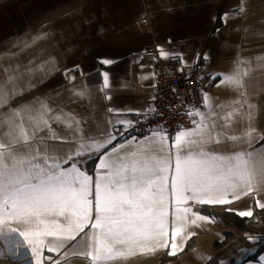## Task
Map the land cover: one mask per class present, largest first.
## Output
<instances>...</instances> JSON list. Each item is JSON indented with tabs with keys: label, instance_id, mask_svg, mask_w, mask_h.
Here are the masks:
<instances>
[{
	"label": "crops",
	"instance_id": "crops-1",
	"mask_svg": "<svg viewBox=\"0 0 264 264\" xmlns=\"http://www.w3.org/2000/svg\"><path fill=\"white\" fill-rule=\"evenodd\" d=\"M142 19H147L148 30L140 26ZM37 35L43 38L31 44ZM25 44L29 46L25 48ZM149 47L156 49L159 56L158 49H162L168 54L167 58L180 57L187 67L198 55L203 57V97H209L211 107H204L202 97L201 105L195 110L205 115L215 113V117L209 116L208 122L214 123V131L220 134L222 141L207 145V151L230 155L239 151L254 152L264 145V0H0V65L27 64L30 59L36 63L47 62V72L37 68L31 73L22 94L0 107V114L6 115L11 107L42 100L78 120L88 142L102 143L113 136L106 148L91 151L64 165L69 167L76 163L93 180L99 161L105 156L112 161L133 153L154 159L165 157L173 138H168L161 151L159 138L153 135L155 132L123 139L117 136V131L146 118L154 99L153 64L143 58L144 50ZM10 52L18 55L9 57ZM105 60L112 63H102ZM244 72L247 75L243 76V89L220 83L225 75ZM104 73L109 79L107 89L103 87ZM81 91L85 93L83 97L77 95ZM249 104L254 106L251 120L247 115ZM233 108L238 111L225 127L226 122L220 117ZM51 126L56 133L72 141L58 147L69 151L76 147V138L69 128L62 123ZM249 126L256 130L251 146L241 140L226 139L228 135L243 138ZM256 200L264 203V182L231 204L189 202L187 206L195 213L212 217L200 209L210 207L235 214L237 210L251 207L254 212L255 208L260 209L256 207ZM167 207L169 248L158 247L153 242L152 251L137 250L133 255L100 264H208L224 247L225 234L231 233L234 238L254 237L223 226L216 218L213 223L199 221V226L189 225L183 233V250L169 256L175 213L171 202ZM92 217H95L94 201ZM56 219L64 222L63 217ZM90 229L91 225L85 232ZM82 237L84 233L77 237L81 244L72 241L59 255L45 249L43 257L51 259H43L42 264H53L56 260L60 264H92L88 257L74 254L82 250ZM26 248V242L13 227H0V264H29L30 256L20 258L19 255ZM246 249L241 260L233 256L229 264L238 263L253 253L255 245ZM262 256L264 252L244 264H261Z\"/></svg>",
	"mask_w": 264,
	"mask_h": 264
},
{
	"label": "snow or ice",
	"instance_id": "snow-or-ice-1",
	"mask_svg": "<svg viewBox=\"0 0 264 264\" xmlns=\"http://www.w3.org/2000/svg\"><path fill=\"white\" fill-rule=\"evenodd\" d=\"M42 38L37 35L30 43L35 44ZM158 51L167 58L166 52ZM17 55V52L8 53L9 57ZM46 64V61L36 63L30 59L27 64L0 65L4 73L0 76V107L22 94L25 83L37 68L46 73ZM246 75L247 72L225 75L220 83L243 89ZM103 87H109L107 73L103 74ZM77 95L83 97L85 93L81 91ZM203 104L205 108L211 107L207 95L203 97ZM248 107L247 115L251 120L254 106L249 104ZM237 111L233 108L221 115L225 127ZM186 115L193 127L182 129L173 137L165 157L154 159L133 153L112 161L105 156L99 161L93 180L76 163L69 167L64 165L91 151L106 148L113 136L102 143L88 142L78 120L42 100L20 104L9 108L6 115L0 114V227H13L26 242L27 248L20 251V258L30 256L29 264H42L43 259H51L43 257L45 249L59 255L70 242L81 244L77 241L81 233H84L82 250L74 254L88 257L92 264L133 255L137 250L152 251L153 242L158 247L169 248V202L174 205L175 223L168 255L175 256L183 250V233L189 225L199 226V221L215 222L214 217L193 212L187 206L189 202L231 204L264 182V151H261L264 145L254 152L239 151L230 155L209 152L207 145L222 143L220 134L214 131V123L208 122L209 116L215 117V113L205 115L197 109ZM52 123H62L72 131L76 138L73 150L58 147L72 141L56 133ZM118 123L127 125L128 122ZM255 131L249 126L243 138L228 135L226 139L241 140L251 146L256 139ZM153 135L159 138L163 151L167 133L159 131ZM90 196L93 199H89ZM256 207L264 209V203L256 200ZM235 214L242 218L253 217L251 207L237 210ZM56 217H63L64 222ZM89 225L90 232H85ZM260 261L264 264V256ZM53 264L60 262L56 260Z\"/></svg>",
	"mask_w": 264,
	"mask_h": 264
},
{
	"label": "built area",
	"instance_id": "built-area-1",
	"mask_svg": "<svg viewBox=\"0 0 264 264\" xmlns=\"http://www.w3.org/2000/svg\"><path fill=\"white\" fill-rule=\"evenodd\" d=\"M139 24L148 30L147 19L140 20ZM143 58L153 64L156 77L154 99L147 117L117 131V136L123 139L163 131L168 138H173L180 130L192 125L186 113L201 105L205 89L204 59L198 55L187 67L180 57L163 58L153 47L144 50Z\"/></svg>",
	"mask_w": 264,
	"mask_h": 264
},
{
	"label": "trees",
	"instance_id": "trees-1",
	"mask_svg": "<svg viewBox=\"0 0 264 264\" xmlns=\"http://www.w3.org/2000/svg\"><path fill=\"white\" fill-rule=\"evenodd\" d=\"M200 211L216 218L223 226L239 229L252 234V240L244 237L234 238L231 233L225 234L224 247L209 261L208 264H218L220 260L229 259L243 247L255 245V251L247 255L242 261L233 264H244L245 261L256 260L264 252V209H254L253 217L242 218L233 213L215 211L210 207H202Z\"/></svg>",
	"mask_w": 264,
	"mask_h": 264
},
{
	"label": "rangeland",
	"instance_id": "rangeland-1",
	"mask_svg": "<svg viewBox=\"0 0 264 264\" xmlns=\"http://www.w3.org/2000/svg\"><path fill=\"white\" fill-rule=\"evenodd\" d=\"M247 247L243 248L242 250H240L237 254L234 255L233 259H238V260H241V258L244 256ZM231 261V258L229 259H224L223 261H221L220 264H229Z\"/></svg>",
	"mask_w": 264,
	"mask_h": 264
}]
</instances>
